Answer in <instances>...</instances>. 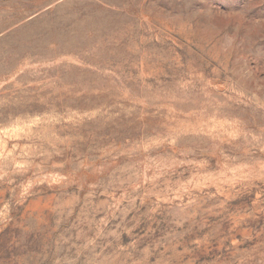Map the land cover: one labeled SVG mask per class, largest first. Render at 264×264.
<instances>
[{
	"label": "rangeland",
	"instance_id": "1",
	"mask_svg": "<svg viewBox=\"0 0 264 264\" xmlns=\"http://www.w3.org/2000/svg\"><path fill=\"white\" fill-rule=\"evenodd\" d=\"M0 264H264V0H0Z\"/></svg>",
	"mask_w": 264,
	"mask_h": 264
}]
</instances>
